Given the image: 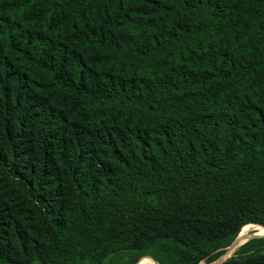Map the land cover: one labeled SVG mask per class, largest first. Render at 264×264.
Returning a JSON list of instances; mask_svg holds the SVG:
<instances>
[{"label": "trees", "instance_id": "trees-1", "mask_svg": "<svg viewBox=\"0 0 264 264\" xmlns=\"http://www.w3.org/2000/svg\"><path fill=\"white\" fill-rule=\"evenodd\" d=\"M249 224L264 0H0V264H199Z\"/></svg>", "mask_w": 264, "mask_h": 264}, {"label": "water", "instance_id": "water-1", "mask_svg": "<svg viewBox=\"0 0 264 264\" xmlns=\"http://www.w3.org/2000/svg\"><path fill=\"white\" fill-rule=\"evenodd\" d=\"M258 236H264V234H252L249 236L246 235H242L241 231L239 232V234L235 237V239L233 240V242L228 245L227 247L223 248V250L225 251L223 256L218 260V262L216 264H221L222 262H224L227 258H229L230 256H228V254L236 247V246H241L243 245L245 242H247L249 239L253 238V237H258Z\"/></svg>", "mask_w": 264, "mask_h": 264}, {"label": "rangeland", "instance_id": "rangeland-1", "mask_svg": "<svg viewBox=\"0 0 264 264\" xmlns=\"http://www.w3.org/2000/svg\"><path fill=\"white\" fill-rule=\"evenodd\" d=\"M257 224H251L250 226H249V228L250 229H253L255 226H256ZM248 226V225H247ZM258 226H262V225H258ZM263 227V226H262ZM252 234H258V233H256V232H251V234L250 235H252ZM240 246H236L229 254H228V256H232V255H234V253L238 250V248H239ZM224 251V250H223ZM225 252V251H224ZM224 252L217 258V259H215L214 261H211V262H208V261H202L201 263H199V264H216L217 262H218V260L223 256V254H224ZM148 257V256H147ZM144 258V257H143ZM148 258H150L151 260H153V261H155L153 258H151V257H148ZM142 259V258H141ZM140 259V260H141ZM139 260V261H140ZM138 261V262H139ZM137 262V263H138ZM156 262V261H155ZM152 262V261H149V260H142L141 261V264H159L158 262ZM114 262H112L111 264H113ZM136 263V264H137Z\"/></svg>", "mask_w": 264, "mask_h": 264}, {"label": "bare ground", "instance_id": "bare-ground-1", "mask_svg": "<svg viewBox=\"0 0 264 264\" xmlns=\"http://www.w3.org/2000/svg\"><path fill=\"white\" fill-rule=\"evenodd\" d=\"M251 224H249L248 226H245L243 229H241V234L242 235H246V236H249L251 234V232H256L258 234H264V226H258L256 225L253 229H250L249 226ZM137 264H141L140 263H137Z\"/></svg>", "mask_w": 264, "mask_h": 264}]
</instances>
